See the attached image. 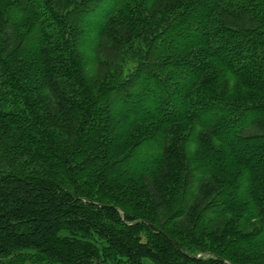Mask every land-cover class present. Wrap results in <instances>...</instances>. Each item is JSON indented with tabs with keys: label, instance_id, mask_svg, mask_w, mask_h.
<instances>
[{
	"label": "trees",
	"instance_id": "obj_1",
	"mask_svg": "<svg viewBox=\"0 0 264 264\" xmlns=\"http://www.w3.org/2000/svg\"><path fill=\"white\" fill-rule=\"evenodd\" d=\"M172 1L0 0V264H264V0Z\"/></svg>",
	"mask_w": 264,
	"mask_h": 264
},
{
	"label": "rangeland",
	"instance_id": "obj_2",
	"mask_svg": "<svg viewBox=\"0 0 264 264\" xmlns=\"http://www.w3.org/2000/svg\"><path fill=\"white\" fill-rule=\"evenodd\" d=\"M75 0H71V2H74ZM70 2V0H69ZM174 2L172 0H161V3L158 4L156 6V8L160 11L163 12L165 10H167ZM168 4V5H166ZM109 57H114V55L112 54H106ZM96 64H92V69L91 72H89V74L91 75V77L96 81H100L102 78H104L108 72L111 70V68L108 67H97L95 66ZM91 67V65H90ZM88 70V68H87ZM237 89H242L241 87H239L238 85H235V87L233 88V94L236 95V90ZM243 90V89H242ZM242 97H257L256 95H254L252 92H249L247 90H243V94L241 95ZM249 254L252 255H257V256H261L264 253V250H253V251H248ZM146 260V259H145ZM148 261V260H147ZM27 264H34V263H27ZM40 264V263H39Z\"/></svg>",
	"mask_w": 264,
	"mask_h": 264
},
{
	"label": "crops",
	"instance_id": "obj_3",
	"mask_svg": "<svg viewBox=\"0 0 264 264\" xmlns=\"http://www.w3.org/2000/svg\"><path fill=\"white\" fill-rule=\"evenodd\" d=\"M148 260V261H147ZM144 264H155L153 261L149 260V259H146L144 261Z\"/></svg>",
	"mask_w": 264,
	"mask_h": 264
}]
</instances>
